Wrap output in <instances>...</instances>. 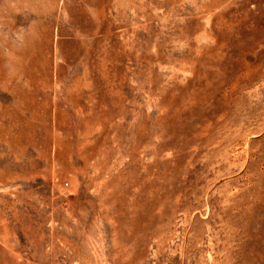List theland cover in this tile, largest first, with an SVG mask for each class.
Instances as JSON below:
<instances>
[{
  "label": "rangeland",
  "instance_id": "rangeland-1",
  "mask_svg": "<svg viewBox=\"0 0 264 264\" xmlns=\"http://www.w3.org/2000/svg\"><path fill=\"white\" fill-rule=\"evenodd\" d=\"M0 264H264V0H0Z\"/></svg>",
  "mask_w": 264,
  "mask_h": 264
}]
</instances>
